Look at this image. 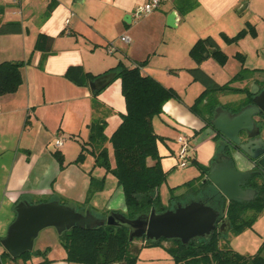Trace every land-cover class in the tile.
I'll return each instance as SVG.
<instances>
[{"label": "crops", "instance_id": "1", "mask_svg": "<svg viewBox=\"0 0 264 264\" xmlns=\"http://www.w3.org/2000/svg\"><path fill=\"white\" fill-rule=\"evenodd\" d=\"M145 2L0 0V25L18 21L22 28L19 33L0 35V62L29 60L20 68L22 82L18 89L0 95V239L14 220L16 205L21 200L37 203L56 199L83 212L88 209L98 218L103 217L106 207L98 202L106 191L105 184L91 195L89 188L91 178H102L105 170L100 168L99 174L92 175L97 167L93 156L90 163H72L81 144L88 140L93 113L90 87L79 86L65 77L70 66L80 65L97 75L120 61L127 66L145 61L141 71L165 85L171 76L169 72L188 71L197 66L189 50L198 39L211 36L223 51L225 45L235 46L233 53H237L242 62L240 70L245 69V77L235 82L236 87H249L253 82L261 86L264 79V74L260 73L264 72V57L260 56L264 54V0H166L153 13L135 20L133 10ZM170 15L174 17L172 20L168 19ZM66 19L70 20L67 27ZM248 24L254 28V35L248 33L239 41L225 42L223 35L234 36L247 29ZM39 34L53 38L51 51L44 59L43 52L34 49ZM123 34L130 37L129 43L119 39ZM112 40L116 49L109 54L107 43ZM201 64L200 67L219 84L237 74L227 77L225 74L219 80ZM227 65L228 60L221 65L222 71ZM243 96L244 93L235 94L237 99ZM97 98L112 110L104 130L110 138L126 112L120 79L107 85ZM234 101L224 100L223 104ZM164 106L153 125L155 121L165 124L162 131L155 132L162 137L157 147L166 175L179 164L177 148L171 142L176 141L179 134L189 136L190 165H196L192 163L194 160L210 167L221 152L214 130L206 127L205 122L185 105L177 106L186 122L166 113ZM58 139L63 140L60 147L55 146ZM56 150L64 157L63 168L53 156ZM72 167L76 170H71ZM250 167L247 160L239 164L243 171ZM188 173L184 183L200 175L194 166ZM209 189L214 187L209 186ZM41 197L48 198L36 200ZM115 211L125 213L126 208ZM65 258L64 250L58 258H50L51 264H80Z\"/></svg>", "mask_w": 264, "mask_h": 264}, {"label": "trees", "instance_id": "2", "mask_svg": "<svg viewBox=\"0 0 264 264\" xmlns=\"http://www.w3.org/2000/svg\"><path fill=\"white\" fill-rule=\"evenodd\" d=\"M21 30L18 21L0 25V35L19 33ZM248 33L255 34L250 24L247 29H242L234 36L223 35V39L227 43H233ZM52 42L51 36L39 34L34 49L42 51L44 59L51 51ZM189 55L197 66L188 71L193 80L199 81L204 86L202 93L189 108L205 122L206 127L210 126V120L216 107L219 106L215 97L217 92L245 93L250 101L252 95L248 86L243 88L231 86L233 82L244 79V68L228 82L219 84L200 67V64L209 57L220 65H224L228 59L214 38L207 36L198 39L190 48ZM28 61L0 62V95L13 93L18 89L22 82L20 68ZM144 63L145 61H141L127 66L120 61L114 67L97 75L85 71L80 65L70 66L65 72V77L79 86H89L90 81L109 73L113 74L110 83L116 79L121 81V93L126 107V112L121 115V123L110 138L105 135L106 118L112 110L97 98L104 88L91 91L93 114L89 123L88 140L81 144L80 152L72 163L83 162L86 153H90L94 157L95 166L103 168L106 173H112L117 179V184L122 188L126 207L124 214L128 218L147 214L152 208L159 212L170 208V205H163L159 195V188L166 179V172L161 166V156L157 147L162 137L155 132L153 120L163 113L164 104L171 98H178V94L174 89L165 87L152 76L143 73L141 67ZM53 156L63 168L62 153L56 150ZM149 160L152 163H149ZM192 163L198 166L200 175L183 183L184 191L181 194L175 195L172 192L169 198L170 204L186 195L198 196L207 187L209 182H203V179L210 167L194 160ZM247 183L257 190L252 201L237 199L227 201L224 196L216 195L222 200L221 211L225 213L230 232L233 233H239L246 227L252 226L260 214L264 213V180L254 173ZM103 185L104 178L92 177L89 195L102 189ZM179 186L181 185L177 187ZM211 191L219 192L216 188ZM59 237L66 253V261L80 264H136L140 249L154 246L164 248L174 264H264V255L259 251L244 255L231 249L227 243H223V246L220 243L221 234L217 232L208 239L193 238L187 244H182L179 239H160L156 242L144 240L145 243L140 248L133 246L136 239L129 240V230L123 226L106 224L96 228L74 226L59 233ZM163 241L170 242L169 246H163ZM46 252L47 249L32 250L12 258L2 248L0 264H4L5 259L12 261L13 264H19V259L22 260L20 264H51ZM32 255L41 259L35 263H28Z\"/></svg>", "mask_w": 264, "mask_h": 264}, {"label": "water", "instance_id": "3", "mask_svg": "<svg viewBox=\"0 0 264 264\" xmlns=\"http://www.w3.org/2000/svg\"><path fill=\"white\" fill-rule=\"evenodd\" d=\"M173 18L170 15L168 19ZM112 78L113 74L110 73L101 75L90 81L89 87L91 91L101 90ZM249 93L252 95L251 103L237 112L216 107L210 127L220 134L218 142L221 149L227 145L231 149L229 156H225L223 151L217 154L203 179V182L209 183L195 199L160 212L152 208L149 213L135 218H128L123 212L115 210L110 211L105 218H98L88 209L83 212L56 199L37 203L21 200L16 205L14 220L0 240L1 247L12 258H17L33 250L39 232L47 227L55 228L59 234L74 226L96 228L105 224L126 227L129 240L143 236L152 242L177 238L182 244H187L196 237L208 239L216 229L217 220L223 215L205 199L206 193L211 191L209 186L216 188L227 200L247 201L256 194L255 189L244 187L245 179L253 173L252 165L257 163L264 168V124L259 120L264 114V89L253 82ZM222 156H225L224 163ZM243 160L251 164L248 170L239 169ZM202 196L204 199H201ZM222 224L228 225L227 218L219 225L220 233H224Z\"/></svg>", "mask_w": 264, "mask_h": 264}, {"label": "rangeland", "instance_id": "4", "mask_svg": "<svg viewBox=\"0 0 264 264\" xmlns=\"http://www.w3.org/2000/svg\"><path fill=\"white\" fill-rule=\"evenodd\" d=\"M242 39V38H240ZM238 39V41L240 40ZM235 46H226L225 45V53L227 55L228 65L225 68V71H222L221 65L215 61L214 59H211L204 65L201 64L204 69L209 71L210 73H214L219 80L220 78L227 77L228 75H233V73H238L240 71V64L242 63L239 59V55L237 53H233ZM245 56V55H243ZM261 57H264V54H260ZM251 57H249V61L251 60ZM261 74H264V72H260ZM171 74L170 78L166 80L165 85L167 88H172L174 91L178 94V98H171L169 99L165 106L164 110L166 113L170 112L174 115H177V119L183 120L186 122V118L183 117L181 110H178L177 105H185L188 108L195 102L196 98L202 93L204 90L203 84H201L199 81H195L192 78V75L187 70L182 71H174L169 72ZM236 82V81H235ZM235 82L231 84L232 87H236ZM257 84V83H256ZM261 84V82H260ZM251 85L249 86V88ZM235 94L233 92H223V93H216L215 97L217 98V101L219 102V106L223 107H233L234 103H225L223 104V101H234L236 100ZM224 99V100H223ZM173 102H176L177 105H174ZM190 110V108H189ZM191 111V110H190ZM192 112V111H191ZM169 114V113H168ZM157 118V117H156ZM154 130L159 133L162 131L165 127L164 122L161 121H155L154 123ZM174 148H177V154L179 153L180 145L176 141H171ZM80 152V150H77L76 155ZM92 155L90 153H86L84 163H90V157ZM180 161V158H179ZM81 162V163H83ZM181 163V162H180ZM196 167L198 169L197 165H190V163H186L185 165L178 164L173 170L166 175L165 181L162 183V185L159 188V195L161 202L165 206H169L174 204L175 202H172L170 204V196L173 194L179 195L184 191V186L182 185L184 183V178L186 175H188V171L192 167ZM101 167H96V169L93 171L92 175L99 174V171ZM71 170H76L75 167H72ZM105 172V171H102ZM106 173V172H105ZM103 175L102 178H104V184L106 187L105 193L100 197L99 204L104 205L106 208L103 212V216L107 215L110 211L113 210H120L125 207L124 202V196L123 193L118 187L117 179L112 173H106ZM73 177V176H71ZM192 177V176H191ZM178 185H181L177 187ZM177 187L176 189H174ZM174 190H173V189ZM210 190V189H209ZM213 190V189H211ZM214 193V192H213ZM208 196V195H206ZM191 197L190 199H195V196H188L186 195L183 198H180L178 201L185 204L187 202V198ZM204 198V196H202ZM48 197H41L36 200L41 199H47ZM64 203V202H62ZM120 208V209H119ZM104 218V217H102ZM223 243H227L228 246L241 253V254H254L256 252H260L262 255H264V213H261L260 216L255 220V222L252 224V226H248L245 229H243L239 233H233L229 232L226 236H223L221 238ZM145 243L143 239L137 238L133 242V246L135 248H140L142 244ZM168 241H163V246H169ZM1 246V245H0ZM224 246V245H223ZM47 249V256L49 258H58L62 252L64 251V248L61 243V239L59 237V234L53 227H47L43 230H41L36 237L34 241V247L33 250H41L44 251ZM49 253V254H48ZM168 253L165 251L164 248L160 246H154V247H143L140 249L138 253V260L136 264H173L172 259L168 257ZM38 256L32 255L29 259L28 263H34L36 260H38ZM41 258V257H40ZM8 259L4 260V264H9ZM18 263H22V260L19 259Z\"/></svg>", "mask_w": 264, "mask_h": 264}, {"label": "flooded vegetation", "instance_id": "5", "mask_svg": "<svg viewBox=\"0 0 264 264\" xmlns=\"http://www.w3.org/2000/svg\"><path fill=\"white\" fill-rule=\"evenodd\" d=\"M261 89H264V79H262V83H261ZM246 100V101H245ZM234 103V106L233 107H228V108H226V107H224V105H223V108H225V109H227V110H229V111H231V112H237V111H239L240 109H241V107H243L244 105H246V104H248V103H251V99H250V101L247 99V97H246V95H244L242 98L241 97H238V99L236 98V100L233 102ZM258 118V117H257ZM259 120H261V122H262V124H264V114H262L261 115V117L259 118ZM214 130V129H213ZM214 132H215V134H216V136L219 138V137H221L220 136V134L216 131V130H214ZM231 149V147L229 146V145H227L226 147L225 146H223L222 147V149H221V151H223L224 152V154H225V156H229V150ZM225 156H222V163H224L225 162ZM215 159H216V157H215ZM231 162V161H230ZM252 170H253V173H252V175L254 174V173H256L262 180H264V168H261V167H259L258 165H257V163H254V165H252ZM251 177V175L247 178V179H245V185H244V187L245 188H253V189H255L254 187H252L251 185H249L248 183H247V181H248V179ZM256 190V189H255ZM256 194H257V190H256ZM256 194L254 195V197H252V199H250V200H247V201H252L254 198H255V196H256ZM206 195H208V196H206V200H207V202L208 203H210L211 205H213L214 207H216L217 209H219V211L221 212V213H223L222 211H221V199H220V195H222L220 192H217L216 191V193H213L212 191L211 192H207L206 193ZM216 195H219V196H216ZM223 196V195H222ZM196 197V196H195ZM190 198L191 197H188L187 199L188 200H190ZM201 199H204V198H202L201 197ZM226 199V198H225ZM187 200V201H188ZM227 200V199H226ZM227 201H229V200H227ZM243 201V200H242ZM173 202H175L174 204H172V205H170V208H172V207H174V206H176L178 203H181V204H183L182 202H180V201H178V200H175V201H173ZM107 216V215H106ZM105 215L103 216L104 218L106 217ZM224 218H226L225 217V213H223V215L221 216V217H219V219L217 220V222H216V229H215V231L212 233V235L214 234V233H220L219 232V225L221 224V222H222V220L224 219ZM221 228H222V230H224V233H220L221 234V238L223 237V236H226L229 232H230V226H229V223H228V225H221ZM211 235V236H212ZM196 238H200V237H196ZM140 239H143V240H145V237L143 236V237H141ZM177 239V238H176ZM201 239H205V238H201ZM168 240H170V239H168ZM180 240V239H179ZM220 240H222V239H220ZM180 242H181V240H180ZM223 241H220V243H222ZM182 243V242H181ZM244 255H248V254H244ZM170 256V255H169ZM171 258V257H170ZM172 259V258H171ZM172 262H173V260H172ZM174 264V263H173Z\"/></svg>", "mask_w": 264, "mask_h": 264}, {"label": "built area", "instance_id": "6", "mask_svg": "<svg viewBox=\"0 0 264 264\" xmlns=\"http://www.w3.org/2000/svg\"><path fill=\"white\" fill-rule=\"evenodd\" d=\"M19 0H13V2H18ZM166 0H146L145 3L140 4L137 6L133 12H132V17L135 20L140 19L143 16H147L157 9L160 8L163 2ZM69 19H66L65 25L66 27L69 25ZM119 39L124 42V43H129L131 41L130 37L127 34H123L119 37ZM114 40L109 41L107 43V52L109 54H112L115 51V45H114ZM177 142L180 145L179 148V153H178V158H180L179 164L185 165L186 163L190 162V156H189V150H190V142H189V136L185 134H179L177 137ZM63 143L62 139H58L55 141V146L60 147ZM181 162V163H180ZM1 249L0 247V256H1Z\"/></svg>", "mask_w": 264, "mask_h": 264}]
</instances>
